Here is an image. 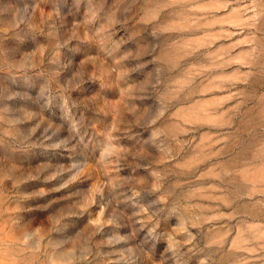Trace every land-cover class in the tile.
<instances>
[{
    "label": "clouds",
    "instance_id": "obj_1",
    "mask_svg": "<svg viewBox=\"0 0 264 264\" xmlns=\"http://www.w3.org/2000/svg\"><path fill=\"white\" fill-rule=\"evenodd\" d=\"M0 264H264V0H0Z\"/></svg>",
    "mask_w": 264,
    "mask_h": 264
}]
</instances>
